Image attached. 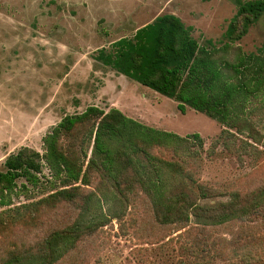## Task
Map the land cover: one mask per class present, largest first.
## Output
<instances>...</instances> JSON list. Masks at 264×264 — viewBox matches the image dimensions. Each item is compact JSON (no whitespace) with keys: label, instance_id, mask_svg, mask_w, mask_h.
Masks as SVG:
<instances>
[{"label":"rangeland","instance_id":"obj_1","mask_svg":"<svg viewBox=\"0 0 264 264\" xmlns=\"http://www.w3.org/2000/svg\"><path fill=\"white\" fill-rule=\"evenodd\" d=\"M236 11L234 0H1L0 169L22 147L43 153L44 136L55 125L95 105L105 111L118 108L148 126L184 137L200 134L204 139L200 157L173 149L158 153L183 163L199 182L223 195L219 200L264 185L263 95L247 109L262 143L242 136L214 147L224 129L217 120L191 107L183 114L174 99L93 65L99 48L132 36L162 14L180 17L200 43L212 39L220 45ZM263 43L264 20L233 45L228 58L234 60L238 49L258 52ZM42 196L34 191L13 202L18 206ZM141 197L124 210L123 218H111L57 264H264V226L260 223L261 245L239 247L234 243L239 232L251 233L256 228L242 222L202 228L195 220L184 229L165 226L156 220L148 198ZM110 204L106 203L104 213ZM4 209L0 206V213ZM78 213L76 207L65 204L42 213L36 226L20 221L7 229L0 225V262L15 245L22 248L35 243L53 228L73 223ZM205 238L216 241L220 254L213 250L207 257L201 252L199 242Z\"/></svg>","mask_w":264,"mask_h":264},{"label":"trees","instance_id":"obj_2","mask_svg":"<svg viewBox=\"0 0 264 264\" xmlns=\"http://www.w3.org/2000/svg\"><path fill=\"white\" fill-rule=\"evenodd\" d=\"M234 3L236 14L220 45L212 39L200 43L180 17L162 14L132 36L98 49L94 59L98 66L174 99L183 114L191 107L217 120L224 129L214 147L229 145L242 136L262 143L247 109L255 99L264 98V43L258 52L247 54L238 49L234 60L228 53L253 25L264 20V0ZM43 142V153L22 147L0 169V206L5 208L0 213L2 229L17 221L36 226L42 213L65 204L79 213L73 223L53 228L35 243L22 248L15 245L0 264H57L111 218H123L124 210L141 196L148 198L162 225L184 229L193 220L202 228L242 222L256 229L239 232L234 243L239 247L261 245L263 234L258 227L259 223L264 226V185L219 200L223 195L199 182L183 163L158 153L173 149L177 154L200 157L204 139L198 133L184 137L148 126L118 108L105 111L91 105L65 116ZM34 191L44 196L14 204L15 197H30ZM110 201L113 204L104 213ZM199 243L207 257L213 250L219 253L215 240L205 238Z\"/></svg>","mask_w":264,"mask_h":264},{"label":"crops","instance_id":"obj_3","mask_svg":"<svg viewBox=\"0 0 264 264\" xmlns=\"http://www.w3.org/2000/svg\"><path fill=\"white\" fill-rule=\"evenodd\" d=\"M135 33V32H134ZM123 37H126V36H123ZM122 38V37H121ZM120 39V38H119ZM118 40V39H117ZM114 41H116V40H114ZM114 41H112V42H114ZM112 42H110L109 44H111ZM105 46H107V45H105ZM104 47V46H103ZM102 48V47H101ZM100 49V48H99ZM93 60H94V66H96L97 68H99V67H101V68H105V67H102V66H98L97 65V62L95 61V59H94V57H93ZM107 69H109V68H107ZM109 70H111V69H109ZM113 71V70H112ZM115 72V71H114ZM117 73V72H116ZM118 74V73H117ZM119 75H121V74H119ZM121 76H124V75H121ZM135 82V81H134Z\"/></svg>","mask_w":264,"mask_h":264}]
</instances>
